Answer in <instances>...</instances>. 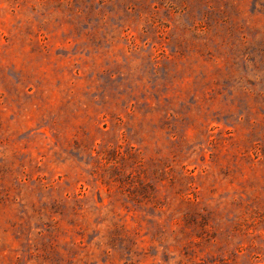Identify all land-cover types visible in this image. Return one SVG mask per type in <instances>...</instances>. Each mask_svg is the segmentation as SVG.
<instances>
[{
    "label": "rangeland",
    "instance_id": "obj_1",
    "mask_svg": "<svg viewBox=\"0 0 264 264\" xmlns=\"http://www.w3.org/2000/svg\"><path fill=\"white\" fill-rule=\"evenodd\" d=\"M0 264H264V0H0Z\"/></svg>",
    "mask_w": 264,
    "mask_h": 264
}]
</instances>
